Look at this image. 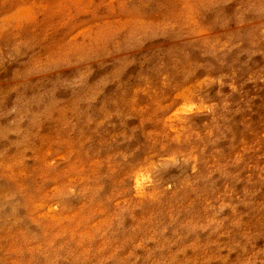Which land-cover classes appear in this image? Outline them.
Returning <instances> with one entry per match:
<instances>
[{
  "label": "rangeland",
  "instance_id": "obj_1",
  "mask_svg": "<svg viewBox=\"0 0 264 264\" xmlns=\"http://www.w3.org/2000/svg\"><path fill=\"white\" fill-rule=\"evenodd\" d=\"M0 264H264V0H0Z\"/></svg>",
  "mask_w": 264,
  "mask_h": 264
}]
</instances>
